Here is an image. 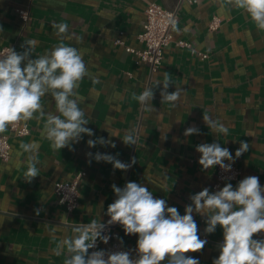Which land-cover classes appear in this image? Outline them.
<instances>
[{
    "label": "crops",
    "instance_id": "1",
    "mask_svg": "<svg viewBox=\"0 0 264 264\" xmlns=\"http://www.w3.org/2000/svg\"><path fill=\"white\" fill-rule=\"evenodd\" d=\"M153 2L176 10L180 32L173 28V39L188 40L195 52L170 42L160 67L151 72L125 46L142 48L138 34L143 29L144 10ZM20 8L29 11L26 22L17 13ZM214 16L220 18V25L211 31L208 24ZM53 23H67L74 38L66 43L85 50L84 61L96 82L85 77L78 92L84 97L81 107L89 119L86 126L95 135H85L73 145L74 151H54L41 139L43 122L29 121V134L10 137V156L0 159V264H63L65 257L53 251L57 241L92 219L108 220L107 207L116 199L113 184H144L181 215L191 203L190 195L204 187L210 191L226 183L235 187L247 176H258L264 186V32H258L244 13L232 9L221 15L211 0H0V46L22 52L21 45L33 39L38 42L34 55L42 54L59 42ZM76 37H82V43H76ZM117 39L124 45L115 43ZM165 71L173 82L169 92L176 86L184 89L175 107L161 103L163 85L155 86ZM146 86H155L152 105L156 111H145L131 98ZM44 103L46 111H55L50 96ZM204 113L223 122L228 135L217 138L204 123ZM191 126L199 128L200 134L186 137L184 132ZM130 130L137 143L127 146L122 139ZM99 137L110 139L116 147L87 146L89 139ZM33 139L40 143V175L29 183L23 177L27 170L24 157L17 158L15 151L21 141ZM240 141H246L249 149L233 163L241 168L239 179L224 180L214 189V168L202 170L196 146L219 142L235 157ZM88 152L119 154L122 162L135 157L136 163L126 172L114 170L103 161L89 163ZM79 171L85 172L78 185L79 202L69 211L57 201L54 184L71 180ZM193 216L207 244L201 252L185 255L200 264H212L220 254L217 246L223 240L222 229L218 226L206 235V218ZM117 231L125 251L136 254L138 236L125 235L120 225Z\"/></svg>",
    "mask_w": 264,
    "mask_h": 264
},
{
    "label": "clouds",
    "instance_id": "2",
    "mask_svg": "<svg viewBox=\"0 0 264 264\" xmlns=\"http://www.w3.org/2000/svg\"><path fill=\"white\" fill-rule=\"evenodd\" d=\"M211 3L217 5L221 15L232 9L241 11L258 32H264V0H211ZM171 24L179 33L177 21L173 19ZM52 27L59 42L42 54L34 55L38 42L33 39L21 45L24 49L22 52L10 47L0 54V134L17 124L27 126L29 121L37 124L43 122L41 139L47 140L52 150L69 148L74 151L73 145L85 135H95L86 126L89 119L86 109L81 107L84 97L78 92L85 77H92L84 61L85 50L66 43L74 38L69 32V25L53 23ZM188 30L187 27L183 29L184 32ZM247 35L250 37L251 33ZM75 39L78 44L83 41L82 37ZM92 79L95 83V79ZM161 83V103L175 107L184 89L176 86L175 91H168L173 82L167 71L163 73V80L157 81L155 86ZM154 87L146 86L141 93H132L131 98L147 112L156 111L152 105ZM46 96H50L54 102V112L45 110ZM202 119L217 138L220 134L228 135V127L219 119L205 113ZM198 134L200 130L196 126L184 132L186 137ZM122 141L127 146L137 143L131 130ZM97 144L116 147L104 137L87 141L89 148ZM39 148L40 143L33 139L30 142L21 141L19 149L15 151L17 158L24 157L27 170L23 177L29 183L40 175ZM248 149L249 144L240 141V147L233 157L230 150L219 142L196 146L202 170L219 166L225 172L231 171L235 158ZM118 155L86 153L89 163L92 159L103 161L112 164L114 170L126 172L136 163L135 157L130 162H122ZM111 187L116 199L107 207L106 215L110 219L106 223L92 219L90 223L74 229L71 236L64 235L57 241L53 251L55 255L65 257L63 264H200L198 259L185 255L201 252L207 244V240L201 239L198 234L193 213L206 218V235L213 234L218 226L222 229L223 240L217 246L220 254L212 264H264V238H254L257 234L264 235V186L260 184L258 176H247L235 187L226 183L216 191L204 187L190 195L191 203L185 206L183 215L176 207H169L165 199L156 198L144 184L129 181L123 187L115 184ZM114 224H119L125 235L138 236L135 258L131 251H89L97 247L98 240L104 244L109 242L110 236L104 232Z\"/></svg>",
    "mask_w": 264,
    "mask_h": 264
},
{
    "label": "built area",
    "instance_id": "3",
    "mask_svg": "<svg viewBox=\"0 0 264 264\" xmlns=\"http://www.w3.org/2000/svg\"><path fill=\"white\" fill-rule=\"evenodd\" d=\"M190 3H196L197 0H186ZM17 13L20 18L26 22L29 19V11L24 8L17 9ZM145 18L143 21V29L138 34V40L142 43L141 49H134L130 46H125L128 52H132L136 55L137 59L148 64L151 72L156 71L163 60L164 49L173 42V26L171 21L175 19L178 21L176 10H168L157 3L149 4L145 10ZM220 25V18L214 16L208 24L209 30L213 31ZM176 45L190 48L192 52H195L192 44L185 39H177L174 41ZM115 43L123 44V41L117 39ZM12 46L2 45L0 46V54H4L5 50ZM207 54H201V57H206ZM29 134V124L24 126L23 124H17L11 126L7 133L0 134V159L7 160L10 156L11 149V136H25ZM227 163V162H225ZM216 180L213 184V188H217L220 183L224 180H235L239 179L241 168L237 165L232 164L231 171L225 172L219 166L214 168ZM85 174L84 171H79L71 180L68 181H56L54 184V193L57 201L65 206L69 211L74 210L78 206L79 202V181ZM110 219V217L108 218ZM196 221V220H195ZM107 222V221H106ZM104 222V223H106ZM114 224L108 226L105 229L104 234L109 235L110 239L107 244L102 241H97V247L89 250H105V251H125L119 238L117 226ZM222 240L219 241V243ZM135 258L136 254H132Z\"/></svg>",
    "mask_w": 264,
    "mask_h": 264
}]
</instances>
